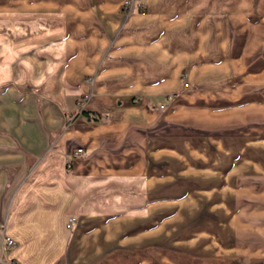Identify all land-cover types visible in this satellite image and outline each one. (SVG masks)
I'll list each match as a JSON object with an SVG mask.
<instances>
[{
  "label": "crops",
  "instance_id": "0c3cea01",
  "mask_svg": "<svg viewBox=\"0 0 264 264\" xmlns=\"http://www.w3.org/2000/svg\"><path fill=\"white\" fill-rule=\"evenodd\" d=\"M4 12L39 23L0 57L22 69L0 88V264H94L129 231L140 245L158 164L188 179L216 148L232 167L237 118L254 103L264 117V0H0ZM175 117L201 136L175 140Z\"/></svg>",
  "mask_w": 264,
  "mask_h": 264
},
{
  "label": "rangeland",
  "instance_id": "374dc122",
  "mask_svg": "<svg viewBox=\"0 0 264 264\" xmlns=\"http://www.w3.org/2000/svg\"><path fill=\"white\" fill-rule=\"evenodd\" d=\"M29 22L33 28L39 23L38 20H24L21 14H0V57H4L7 46L11 47L9 54L13 55L12 49L24 45L22 28ZM21 75V68L16 70L11 65L6 66L5 59L0 58V88H16L19 84H6V81H17L15 76ZM12 95L15 98L21 96L15 90ZM171 96L169 94L167 99ZM130 101L132 104L143 102L148 108L158 109L165 99L146 101L142 94H133ZM84 105L77 103V109ZM181 106L180 101L175 105ZM164 107L166 105L160 109ZM256 108L254 103L253 109ZM255 110L252 116H247L250 122L244 125L237 118V127L241 131L230 137L232 148L227 147L226 151V140L222 142V155L225 151L234 154L232 167L218 162L221 155L216 148L206 149L214 154L215 162L208 161L200 171L190 169L188 179L182 178V165L175 157L168 171L160 162L156 195L142 201V220L151 225L143 227L142 242L140 245L133 243L134 233L129 231L119 246L106 245L107 254L94 264H256L261 258L260 264H264V131L260 130L264 127V117H257ZM176 118L175 140H180L187 130L190 137L193 135L197 139L201 136L202 124L188 128ZM199 149L197 155L201 156L205 150ZM166 175L172 178L168 191Z\"/></svg>",
  "mask_w": 264,
  "mask_h": 264
},
{
  "label": "built area",
  "instance_id": "2783aa9c",
  "mask_svg": "<svg viewBox=\"0 0 264 264\" xmlns=\"http://www.w3.org/2000/svg\"><path fill=\"white\" fill-rule=\"evenodd\" d=\"M86 97H87V95L85 94V95L83 96V99H85ZM83 99H81V100L79 101V103H80L82 106L84 105V101H83ZM163 106H164L163 104L159 105L160 108L163 107ZM92 117H93V118H97L98 115L95 113V114L92 115ZM81 152H82V149H81V148H78V149L75 151V154H79V153H81ZM75 220H76V217H74V216H70V217H68V219L66 220V223H65L66 227H67V228H71V227L74 225ZM4 240H5V243H6V244H8V245H11V244H12V239H11V237H9V236H5V237H4Z\"/></svg>",
  "mask_w": 264,
  "mask_h": 264
}]
</instances>
